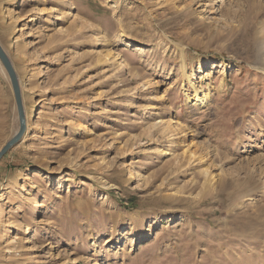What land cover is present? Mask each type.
Instances as JSON below:
<instances>
[{"label": "rangeland", "instance_id": "obj_1", "mask_svg": "<svg viewBox=\"0 0 264 264\" xmlns=\"http://www.w3.org/2000/svg\"><path fill=\"white\" fill-rule=\"evenodd\" d=\"M0 45L26 114L0 158V264H264V0H0ZM159 120L203 159L185 132L157 154L169 138L143 127ZM18 127L0 62V149Z\"/></svg>", "mask_w": 264, "mask_h": 264}, {"label": "bare ground", "instance_id": "obj_2", "mask_svg": "<svg viewBox=\"0 0 264 264\" xmlns=\"http://www.w3.org/2000/svg\"><path fill=\"white\" fill-rule=\"evenodd\" d=\"M51 7H52L51 11L57 10L56 6H51ZM5 9L7 10L8 8H5ZM50 9L46 8L45 10H46V12H48ZM12 18L15 21L19 22V21H22L24 19V16L14 17V15H13ZM120 28H121V31L123 32V26H122L121 23H120ZM120 36L123 38V41L126 42L128 45H130V44L131 45H136V40L132 39L131 36L126 35L125 33L120 34ZM261 47H262V45H261ZM261 47H260V49H261ZM104 52H105L104 54L103 53H99L98 54V62L99 63L110 65L113 68L119 67L122 64V62L119 61L118 55L113 54L111 49H107ZM260 53H261V51H260ZM261 54H263V53H261ZM258 57H260L259 60L264 59V56L262 58V55L258 56ZM203 63H204L205 68L206 67L209 68L213 64L211 59L205 60L204 62H202L201 64L198 65V68L200 69L199 73L203 71L201 69V66L203 65ZM262 63L264 64V61ZM259 68H261V70L264 71V66L263 65H260ZM181 72L182 73L185 72V67H181ZM187 81H188L187 83L193 88V91L191 93L187 94V100L189 102L193 101L194 104L199 105L201 107H204L206 102L209 100V96H208V92L209 91L205 90L203 86L196 85V82L192 81L191 79L187 78ZM222 83H224V82H222ZM132 105L133 104H131V107H132ZM25 117H26V114H25ZM143 130L150 138L154 137V135L157 134V133L160 134L161 136H163L164 138L165 137L169 138L168 146H166L164 148H161V149L159 148V149L155 150L157 154L167 156V155H173L174 152L172 150H173L174 146L178 142L173 137L174 136L176 137V135H179V133L185 132L186 129L184 127H181L179 124H177L175 126V125L170 124L169 122L164 123L162 120H159V121H153V122L149 123L147 126H144ZM185 135H186V132L184 133V136H183L184 137V144H185L186 148L184 150H182V152H181L182 155L185 154L186 158L188 160H190V161L193 158L198 159L199 161H201L204 156H202L201 154L197 153L198 149H199L198 148L199 144L197 142L193 141V137H192L193 135L189 139L185 138L186 137ZM196 154H198V155L196 156ZM173 162L174 163H178L177 159H173ZM201 172L205 176L208 174L207 168L202 169ZM36 175H38V174H37V172L35 170L31 171L29 174H27V176L25 177L24 183L22 185V187H23L22 189H24V190L28 189V187H30L31 184L33 183V180H34ZM131 176H132L133 179H135V177H138L137 180H136V186H137L136 188L137 189H140L144 185V183H143L144 180L145 181L148 180L147 178L142 177V175L139 174L137 172V170H134L133 172H131ZM142 180H143V182H141ZM162 184H163V182H161L159 184V186H161ZM37 187H38L37 188L38 189L37 190L38 193L45 191L44 183L38 185ZM8 216H9V213L8 214H6V213L2 214V212H0V231L3 229V226L9 220ZM62 219H64V217H62ZM160 222H161L160 218H157V219L153 220L148 227L144 228V231L141 232V236L144 237L147 233L151 232L153 229H157L158 226H160ZM27 233L29 234V239H28L29 243H34L33 241L40 240L41 237L43 235H45V232H43L41 229L36 228V227L31 228ZM55 236L57 237V234L55 233V231H50V233L48 234V237H55ZM61 241H62V239H61ZM59 243H60V240L57 241V245L55 247H60ZM64 244H66V243H64ZM31 246H33V245H31ZM23 249H24L23 251H28L30 249V246H23ZM32 249H34V248H32Z\"/></svg>", "mask_w": 264, "mask_h": 264}, {"label": "water", "instance_id": "obj_3", "mask_svg": "<svg viewBox=\"0 0 264 264\" xmlns=\"http://www.w3.org/2000/svg\"><path fill=\"white\" fill-rule=\"evenodd\" d=\"M0 62L2 63V66L6 70V73L8 74V77L11 83V87H12V91H13V95L15 99V104H16V109H17L18 122H19L18 130L1 147L0 149V158H1L13 145L18 143L20 139L22 138L25 132V129H26V117H25L24 107L22 103V95L20 92V87L18 84L16 73L14 71L12 63L10 62L7 54L5 53L1 45H0Z\"/></svg>", "mask_w": 264, "mask_h": 264}]
</instances>
